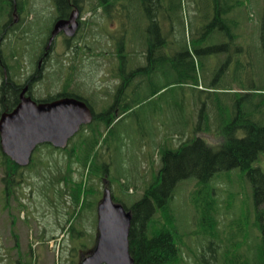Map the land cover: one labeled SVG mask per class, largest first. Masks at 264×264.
Instances as JSON below:
<instances>
[{"label": "rangeland", "instance_id": "obj_1", "mask_svg": "<svg viewBox=\"0 0 264 264\" xmlns=\"http://www.w3.org/2000/svg\"><path fill=\"white\" fill-rule=\"evenodd\" d=\"M217 1L220 8H225L227 12L233 13V10H229L230 7L224 4L223 0ZM239 1L241 6H238L233 13L237 25L236 31H234L237 40L233 42V45H229L226 32L220 27H215L205 41L189 46L188 51L191 54L194 49L200 51L201 66L197 68V76L205 87H207L205 82L215 79L216 83L226 84L225 87L229 90H218V92L228 94L238 92L240 95L235 101L239 100L246 112L259 118L261 124L264 125V96L247 94V92H253V89L257 88L260 83L264 84V48L260 37L261 23L264 19V0ZM160 2L161 0H145L144 2L150 26L153 27L156 16L163 13L162 7H165V12L169 13L170 20L168 21L175 37L181 41L183 40V30L186 36H189L190 33L198 38L203 36L205 34L203 26L212 19L215 9L220 11L218 6L213 8V4L216 3L214 0H169L163 3L162 7ZM200 10H202V16L207 14V19L205 18L201 22L198 18L200 16L197 15ZM221 13V17L226 14L224 11ZM49 28V22L30 21L26 23L25 31L29 32L28 37L32 38L30 31L46 32ZM152 32H154L153 29ZM222 46H228V48L222 49ZM100 47L102 49L99 48V50L107 49L103 44ZM93 51L97 50L93 49ZM94 56L98 57L96 54ZM86 59H88L87 62ZM89 60H91V54L85 57L82 54L78 56L75 61L77 66H75L74 77L76 82L89 86L86 93L83 91L85 86L81 90L88 95L94 110L101 111L105 108V103L102 104L100 98L105 95L103 91L107 84L113 80L109 74L111 65L104 63H109L108 61L98 64L96 60L94 62ZM181 61L175 64L169 61L165 64L155 62L153 67L170 72L176 65L181 67L182 72L189 71V64L185 61L190 62V60L182 59ZM62 62H65L64 57H62ZM193 62L196 66L195 59ZM61 75L65 76V73ZM69 77L70 75L66 79L69 80ZM121 80L123 83V75ZM156 83L162 84L163 80L159 78ZM183 86V88L168 87L147 98V93L153 86L143 84L142 89L135 94L133 108L120 122L114 124L116 129L111 138L115 139L117 136L115 142L117 145L110 146L109 152L105 156V161L109 164L110 176L114 181H121L123 178L128 181H137L138 179L143 181L141 176L146 175L147 172L146 178L148 181L151 179L150 172L153 170L151 166L153 162L157 165V160H150L154 153L153 147L150 145L151 140L154 138L155 143L161 142L163 134H168L173 130L172 120L178 121L187 116V114H176L177 111L180 112L179 104L186 103L189 109L190 94L199 93L196 90L193 92L189 85ZM180 94L185 96L186 102H184V96ZM200 94L201 97L206 95L205 93ZM143 95L145 96L139 102L140 104L136 105V100L141 99ZM205 101L210 103L209 100L205 99ZM194 116L196 117V115ZM79 136L80 133L71 139L68 143L70 147ZM204 137L211 145L219 144L221 140L211 135ZM171 139L172 143L176 144L177 141L174 138ZM78 149L80 152L82 147ZM63 155H65L64 149L36 147L31 165L18 172L16 179H20V181L12 187L9 198L7 193L2 191L6 184L3 181L4 173L0 162V264H76L82 253L92 249L96 235L93 210L86 211L82 220L77 218L71 221L73 223L72 230H67L63 234L67 227L65 225L67 212L71 210L72 206L68 196L61 198L60 191L56 190L57 186H52L51 182L61 168ZM156 165L154 168L157 170ZM254 165L260 167L264 173V157L259 158ZM218 176L227 181V184L224 183L225 185L214 183V186L219 190L216 195L218 201L217 230L220 232L226 230L227 225V232L225 231L227 234L225 233L223 236L225 239L226 237L227 239L231 238L225 245L213 243L211 240L207 244L206 241H201L202 236L208 238L205 234L208 227L204 225L207 212L206 215L203 212L207 204L204 192H197L198 188H195L196 180L194 178L182 179L176 184L171 207L175 213L177 225L181 228L179 230L182 232L183 239L190 247L188 254L184 255L187 264H232L239 259L238 256L243 252L245 243L250 248L246 253L249 258H252L256 253L259 242L257 237L260 236V233L253 226L254 214L251 212L249 219L246 214L241 215L242 205H247V209L248 207L250 210L252 209L251 184L247 178H241L236 169L232 170L228 177L225 172L219 173ZM102 178L94 186L99 192L98 195L106 185V181L103 182ZM111 189L114 191L115 186L111 185ZM116 193L118 192L116 191ZM98 195L95 208L98 198L101 196ZM140 197L141 190L139 189L133 193L122 195L123 201L128 205ZM63 200L65 201L63 202ZM227 204H231V212L225 211ZM246 232L250 236L243 239L242 235ZM54 236L56 240H50ZM238 241L242 242L243 248L234 250V245ZM201 244L204 247H201Z\"/></svg>", "mask_w": 264, "mask_h": 264}, {"label": "trees", "instance_id": "obj_2", "mask_svg": "<svg viewBox=\"0 0 264 264\" xmlns=\"http://www.w3.org/2000/svg\"><path fill=\"white\" fill-rule=\"evenodd\" d=\"M214 1H216L213 4L215 9L216 6L219 7V3L217 0ZM223 3L228 5L229 10L232 9L233 13L238 6H241L239 0H223ZM143 10L146 11V7ZM219 10L218 12L215 9L212 19L202 28L207 35L204 34L199 38L191 33L186 36L183 30V40H177L172 26L166 34V27L161 21L157 35L151 33L150 26L146 30L142 29L139 36L141 52L136 55H127L129 65H133L136 61L139 63L137 64L138 68L129 74L123 71V74L119 75V78L123 75V83L126 87L125 97L119 107L120 114L95 115L93 122L82 129L80 136L72 142L71 147L64 150L65 155L62 157L61 168L51 181L52 186H57L56 190L60 191V197L68 196L70 200L72 208L67 212L65 222L69 231L73 228L71 221L77 218L82 220L86 211L95 210L94 205L99 192L94 186L105 175L110 186H115V190L112 191L113 200L120 202L126 210L131 211L128 244L134 264H187L184 255L188 254L190 247L183 239L182 232L179 230L181 228L177 225L176 216L171 207L176 184L182 179L194 178L196 180L195 188H198L197 192H204L205 195L207 206L203 212L205 215L207 212L204 225L208 227L205 232L208 238L202 236L201 241L204 240L207 244L211 240L213 243L225 245L231 238L227 239L226 237L225 239L223 236L227 232V225L226 230L221 232L217 230L218 201L216 195L219 190L214 186V183H226L227 181L218 174L225 172L228 177L234 169L238 170L241 178H247L251 184L252 209L250 210L249 207L247 209V205H242L241 215L246 214L249 219L250 213L253 212V226L258 229L260 236L257 237L259 242L252 258L246 254L250 249L246 245L247 243L243 248L241 241L236 242L234 250L243 248V252L239 254V259L232 264H264V173L260 167L254 165L259 158L264 157V125L261 124L259 118L248 114L239 100L235 101L236 98H239L238 92L230 94L218 92V90H229L225 87L226 84L216 83L215 79L205 82L207 86L205 87L197 76V68L201 66L200 51L194 49L193 54L188 51L189 46L205 41L215 27H220L226 32L229 45L236 42L237 37L234 31H236L237 25L233 13L227 12L225 8L219 7ZM221 11L226 13L222 17L220 16ZM166 13L169 15L168 12ZM197 15L200 16L198 17L200 22L207 19V14L202 16V12H198ZM167 19L170 20L169 16ZM146 31L151 34H145ZM261 44L264 48L263 40ZM228 46H222V49L228 48ZM99 56L111 61V68L118 67L119 60L117 55L114 56V53H100ZM182 59L190 60V62L185 61L189 64V71L182 72L181 67L176 65L170 72L153 67L155 62L165 64L169 61L175 64L182 62ZM194 59L197 63L196 66H194ZM75 71V69L67 71L68 76L70 75L69 81L73 84L77 83L74 77ZM159 78L163 80L162 84L156 83ZM130 82L131 84L128 85ZM143 84L153 86L147 93V98L168 87L183 88V85H189L193 92L196 90L199 93L190 94L189 109L188 104L182 102L179 104L180 112L177 111L176 114H187V116L178 121L172 120L173 130L168 134H163L161 142L155 143L154 138L151 140L150 145L153 147L154 153L150 160H157V165L153 162L151 166L153 168L150 172L151 179L148 181L146 178L147 172L146 175L141 176L143 181H139V179L128 181L125 178L121 181H114L110 176L109 164L105 161L109 147L117 145L115 144L117 136L115 139L111 138L116 129L112 124L117 117H119L117 122H120L133 108V98L142 89ZM199 87L203 89H199ZM200 93H205V97H201ZM247 94L264 96V84L260 83L257 88L253 89V92H247ZM7 95L11 100L17 97L16 87L9 88ZM145 95L136 100V105L140 104L139 102ZM87 99L90 102L88 97ZM183 99L184 102L187 101L185 96ZM205 135L220 138V143L209 144ZM171 138L177 141L176 144L172 143ZM79 147H82L80 152ZM0 157L4 173L3 181L6 184L4 191L9 198L12 187L20 181L16 178L21 168L11 162L8 157L2 154ZM155 165L157 170L154 168ZM137 189L141 190V197L138 200L129 205L123 201L122 195L133 193ZM219 193L221 194V191ZM78 199L79 201H77ZM231 210V204L225 205V211L231 212ZM242 236L244 239L250 235L246 232ZM202 244L204 245V242ZM202 244L200 246L204 247ZM206 248H208L207 245Z\"/></svg>", "mask_w": 264, "mask_h": 264}, {"label": "flooded vegetation", "instance_id": "obj_3", "mask_svg": "<svg viewBox=\"0 0 264 264\" xmlns=\"http://www.w3.org/2000/svg\"><path fill=\"white\" fill-rule=\"evenodd\" d=\"M168 1L161 0L160 6ZM144 2L145 0H0V28L3 29H0V118L3 114L11 113L22 97L30 99L35 105H48L63 98H75L85 102L93 117L97 114H120V103L126 91L121 77L107 84L103 91L105 95L100 98L102 104L105 103V108L98 111L94 110L85 94L89 86L78 82L70 83L66 79L68 74H61L62 70L75 69V61L80 54L84 57L91 54L89 61L96 60L98 64L106 61L102 56H94L103 51L99 50L102 49L101 44L109 49L104 51L106 54L117 53L119 60L118 69L110 67L109 74L113 71L119 76L123 71L126 74L135 71L139 63L134 61L133 65H129L127 55L140 52V33L143 28L146 30L150 26L147 10H143ZM165 10L166 8L156 16L153 27L150 26L153 35L159 34L160 21L166 27V34L171 29L167 19L169 15ZM30 21L49 22L50 28L46 32L30 31V38L29 32L25 31L26 23ZM56 27L58 31L53 35ZM148 33L150 32L146 31L145 34ZM62 57L65 62H62ZM11 87H16L17 90V97L12 100L7 95ZM82 87L85 93L81 90ZM42 146L51 149L50 144ZM84 255L85 252L80 255L76 264L81 263Z\"/></svg>", "mask_w": 264, "mask_h": 264}, {"label": "water", "instance_id": "obj_4", "mask_svg": "<svg viewBox=\"0 0 264 264\" xmlns=\"http://www.w3.org/2000/svg\"><path fill=\"white\" fill-rule=\"evenodd\" d=\"M57 31L56 27L53 35ZM90 121V110L78 100L62 99L48 105H35L22 97L11 113L0 118V147L17 165L26 166L37 144L50 142L64 148L79 127ZM96 213L94 245L81 264H134L128 244L131 212L114 202L106 187Z\"/></svg>", "mask_w": 264, "mask_h": 264}, {"label": "bare ground", "instance_id": "obj_5", "mask_svg": "<svg viewBox=\"0 0 264 264\" xmlns=\"http://www.w3.org/2000/svg\"><path fill=\"white\" fill-rule=\"evenodd\" d=\"M100 5V4H99ZM1 16V15H0ZM3 27V26H2ZM0 29H2V28H0ZM3 30V29H2ZM5 30V29H4ZM77 201H79V199L77 200ZM77 204V203H76Z\"/></svg>", "mask_w": 264, "mask_h": 264}, {"label": "crops", "instance_id": "obj_6", "mask_svg": "<svg viewBox=\"0 0 264 264\" xmlns=\"http://www.w3.org/2000/svg\"><path fill=\"white\" fill-rule=\"evenodd\" d=\"M155 4L157 5V2H156ZM154 13H155V14H157V12H156V11H154Z\"/></svg>", "mask_w": 264, "mask_h": 264}]
</instances>
